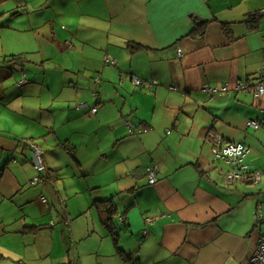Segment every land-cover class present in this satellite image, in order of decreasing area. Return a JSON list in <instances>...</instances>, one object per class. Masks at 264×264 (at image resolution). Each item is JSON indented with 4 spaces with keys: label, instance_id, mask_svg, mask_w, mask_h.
I'll use <instances>...</instances> for the list:
<instances>
[{
    "label": "crops",
    "instance_id": "1",
    "mask_svg": "<svg viewBox=\"0 0 264 264\" xmlns=\"http://www.w3.org/2000/svg\"><path fill=\"white\" fill-rule=\"evenodd\" d=\"M21 1L39 57L61 64L53 72L26 51L1 56L0 203L38 206L42 217L56 212L64 236L73 237L82 214L73 211L67 229L61 211L68 202L54 173L66 169L94 222L135 257L125 263L111 251L114 264H246L264 231V127L247 126L264 118V98L254 92L264 74V0ZM132 75L145 83L134 85ZM238 81L251 90L217 96L203 90ZM208 133L249 145L246 162L261 172L259 182L245 175L231 184V166L214 157ZM24 136L46 150L36 143L43 170ZM32 164L41 191L27 192ZM151 164L156 183L149 180ZM115 215L123 225L118 232Z\"/></svg>",
    "mask_w": 264,
    "mask_h": 264
},
{
    "label": "rangeland",
    "instance_id": "2",
    "mask_svg": "<svg viewBox=\"0 0 264 264\" xmlns=\"http://www.w3.org/2000/svg\"><path fill=\"white\" fill-rule=\"evenodd\" d=\"M6 1L0 0V22L5 24L0 27V60L1 56L8 53L26 51L29 57L38 64L49 65L53 72H56L61 60L43 62L45 60L43 58L44 54L39 57L36 37L27 32L26 17H24L26 11L23 8L24 2L21 0H10V4L13 6L9 7L11 9L8 10V1ZM12 18H16V21L12 23L15 29L9 28ZM27 63H29L28 60ZM53 76L55 77L54 74ZM25 79L27 78L23 75L19 79V83L21 84ZM13 82L15 80L9 81V84ZM26 140L29 144L32 142L39 144L46 153L44 147L39 143V139H35L38 142L32 138H26ZM47 158L49 161L50 158ZM65 170L53 171L58 181H62L58 186L63 193L62 201H67V207H70V210H67V207L63 204L61 212L62 214L66 213L72 222L73 211L79 210V213L82 214V221L78 223L80 229L75 230L73 237L69 235L71 242H66L65 237L69 238V232L65 231L64 236L63 230L65 228L60 223L61 220L56 212L42 217V214H40L41 208L38 206H31L21 210L17 206L9 204V200L6 201L7 203H0V233L2 234L0 236V250L4 253L2 254L0 251L3 255V257H0V264H114L112 261L116 258L113 254L110 255L111 251L116 252L124 260L123 256L119 254L113 238L109 237L104 231L101 221L99 220V223L94 222L91 210L86 207L85 194L73 192L75 180L71 177V173L68 171L66 173ZM35 176H39V174L32 164V169L28 168L25 170L24 178L27 181V192H32L34 189L41 191L42 186H44L43 180H41L43 183H40L37 187L30 185V181ZM9 178L10 176H8ZM261 214L262 210H259V219ZM74 220L79 219L73 217V222ZM25 224L29 225L28 228H25ZM33 225L40 226L43 230L37 233L29 232V227ZM54 225L55 228L52 230L50 227ZM121 225L119 218L115 215L114 226L117 232L121 229ZM259 225L260 223L257 224V226ZM44 228L46 229L44 230ZM4 230L9 233H6V231L4 233ZM139 252L140 245L137 246V254Z\"/></svg>",
    "mask_w": 264,
    "mask_h": 264
},
{
    "label": "built area",
    "instance_id": "3",
    "mask_svg": "<svg viewBox=\"0 0 264 264\" xmlns=\"http://www.w3.org/2000/svg\"><path fill=\"white\" fill-rule=\"evenodd\" d=\"M264 13V10H263ZM179 54L182 55V49H179ZM106 61L108 64L115 66L117 64L116 59L109 58L106 56ZM132 82L136 86H141L145 83V80L142 78L132 75L131 77ZM96 81H100V78H97ZM157 80H152L149 82V87L152 88L153 85L157 84ZM203 90L206 92H209L212 96H217L221 92L228 93L232 90H251L250 86L247 84H243L240 81H238L233 87H230L229 85L222 86L220 88L217 87H210L208 84H205L203 87ZM254 92L256 97L258 98H264V74L262 78L257 82V84L254 87ZM264 111V106H263ZM98 107H94L92 109V113H97ZM131 127H133V124H131ZM247 126L252 129H259L261 127H264V118L262 119H252L247 122ZM207 139L210 141L211 145V151L213 152V155L218 160H224L226 161L230 166V170L227 172L228 181L231 184H234L239 178L243 176H247L248 180L252 183H258L261 172L250 170L249 165L246 162V158L250 152V146L242 141H226L221 135L216 133H208ZM23 142L29 143L27 140H24ZM30 145L34 148V162L36 168L41 171L44 169V151L42 148L37 145L35 142L30 143ZM148 175L150 183H156L158 181L157 178V170L156 165L151 164L147 167ZM41 180L40 177L36 176L32 180L33 184H36ZM150 222L152 219H148ZM148 230H145V233H147ZM246 264H264V231L261 232L256 250L254 254L248 259Z\"/></svg>",
    "mask_w": 264,
    "mask_h": 264
},
{
    "label": "trees",
    "instance_id": "4",
    "mask_svg": "<svg viewBox=\"0 0 264 264\" xmlns=\"http://www.w3.org/2000/svg\"><path fill=\"white\" fill-rule=\"evenodd\" d=\"M207 25V22H203V31H204V29H205V26ZM22 141V140H21ZM22 143H24L23 141H22ZM30 184H33L32 183V180L30 181ZM36 184H38V183H36ZM34 185V184H33ZM106 202H108V201H105L104 202V205H102L103 206V210H101V212L102 213H104V214H106V211H109L110 209H111V207H110V205H108V204H105ZM104 206H105V208H104ZM100 208V207H99ZM98 208V209H99ZM105 209H106V211H105ZM99 212H100V210H99ZM100 212V213H101ZM104 217H102L101 219H102V222L108 227V228H110V233H111V235L114 237V230H113V228L111 227V226H109V224L103 219ZM64 224L67 226V229H68V227H70L71 226V219L69 218V217H65V219H64ZM115 239V238H114ZM116 248H117V250H118V252H119V254L121 255V256H123V258H124V262L125 263H129L130 261H135V257L134 256H129V255H127V254H124V252L122 251V249L121 248H119L118 246H116Z\"/></svg>",
    "mask_w": 264,
    "mask_h": 264
}]
</instances>
